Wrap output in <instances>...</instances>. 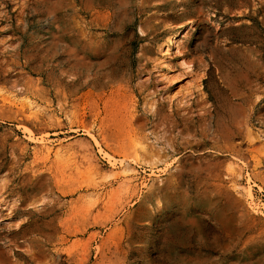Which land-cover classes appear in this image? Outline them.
Segmentation results:
<instances>
[{
	"label": "rangeland",
	"instance_id": "1",
	"mask_svg": "<svg viewBox=\"0 0 264 264\" xmlns=\"http://www.w3.org/2000/svg\"><path fill=\"white\" fill-rule=\"evenodd\" d=\"M263 34L264 0H0V264L20 182L47 264H264Z\"/></svg>",
	"mask_w": 264,
	"mask_h": 264
},
{
	"label": "bare ground",
	"instance_id": "2",
	"mask_svg": "<svg viewBox=\"0 0 264 264\" xmlns=\"http://www.w3.org/2000/svg\"><path fill=\"white\" fill-rule=\"evenodd\" d=\"M186 29H184L181 32H175L172 36L166 38V41H164V43H163V45H164L163 50H166V49L168 50L172 46L173 42L177 41V38L181 34H182V36H185L188 33V31H186ZM37 92H38V90H37ZM15 186L18 189L17 196L21 200L20 205L18 206V210L19 209L23 210L24 214L30 213V217L26 218L25 215L23 214L22 219H21V216H20V219H21L20 222L21 221L22 222L20 224H17V227H18V225H19V227L14 230L15 234L13 235V237L8 239V243L11 246L16 245V246L24 247L26 245L30 248L29 251L27 250V252H29V254L24 255V257L27 259L25 264H47V258L51 257V256L56 257V252H58V251H55L52 255H49L48 251L46 249H44L45 246L52 244V242H53L52 240L54 237L58 236L57 230L55 227L56 222L58 220L57 216L54 215L55 205L47 202V206L49 207V210L45 209L44 214L42 215L43 217H41V216L32 217V214H34L37 211V209H39L38 206L41 204H39L37 200L30 201V200L24 198L23 194L26 192V190L24 188L25 187L24 183L20 182V184L18 186H17V184ZM84 186L85 185L80 183V184L76 185L75 187L69 188V190L64 191V193L65 194L76 193V191H78L79 189H83ZM28 187H30V186H28ZM172 187H173V185H172ZM77 230L79 232L82 231L81 229H77ZM139 238H140V236H139ZM24 248H26V247H24ZM9 249H11V248H9ZM69 253H71V252L68 251L67 254L69 255ZM16 254L22 255L21 252L20 253L16 252ZM0 260H2L3 262L8 261V257L1 250H0ZM106 260H108V259H106ZM81 261L82 262L88 261V259L81 260Z\"/></svg>",
	"mask_w": 264,
	"mask_h": 264
}]
</instances>
